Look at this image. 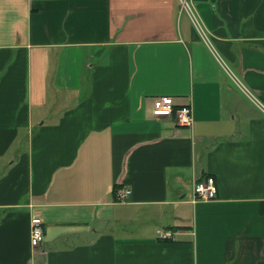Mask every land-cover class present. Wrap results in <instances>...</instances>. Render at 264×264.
<instances>
[{
	"label": "crops",
	"instance_id": "crops-1",
	"mask_svg": "<svg viewBox=\"0 0 264 264\" xmlns=\"http://www.w3.org/2000/svg\"><path fill=\"white\" fill-rule=\"evenodd\" d=\"M189 2L0 0V264H264V0Z\"/></svg>",
	"mask_w": 264,
	"mask_h": 264
},
{
	"label": "built area",
	"instance_id": "built-area-1",
	"mask_svg": "<svg viewBox=\"0 0 264 264\" xmlns=\"http://www.w3.org/2000/svg\"><path fill=\"white\" fill-rule=\"evenodd\" d=\"M183 10L188 12L194 19L192 7L189 0H180ZM198 24L197 21H195ZM247 95L251 93L243 89ZM155 117H174L176 122L183 127H192L194 125L193 109L189 104L176 106L171 97L157 98L153 104L152 110ZM193 201L198 200H211L217 197V186L213 177H208L203 181H199L194 186ZM132 193L131 188H124L118 190L115 194L116 200L122 201L127 199ZM157 237L160 240H175V234L171 230L158 229L156 231ZM44 226L39 218L32 220L31 244L33 247L40 246L44 241Z\"/></svg>",
	"mask_w": 264,
	"mask_h": 264
},
{
	"label": "trees",
	"instance_id": "trees-1",
	"mask_svg": "<svg viewBox=\"0 0 264 264\" xmlns=\"http://www.w3.org/2000/svg\"><path fill=\"white\" fill-rule=\"evenodd\" d=\"M120 188H121V187H119V186L115 188V194H116V192H117Z\"/></svg>",
	"mask_w": 264,
	"mask_h": 264
}]
</instances>
